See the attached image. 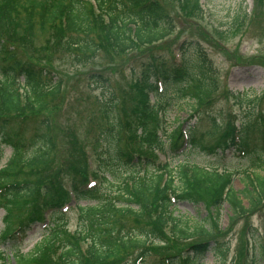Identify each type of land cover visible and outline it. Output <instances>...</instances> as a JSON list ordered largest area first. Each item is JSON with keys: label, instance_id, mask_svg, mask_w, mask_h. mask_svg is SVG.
<instances>
[{"label": "trees", "instance_id": "16d2710c", "mask_svg": "<svg viewBox=\"0 0 264 264\" xmlns=\"http://www.w3.org/2000/svg\"><path fill=\"white\" fill-rule=\"evenodd\" d=\"M198 1L195 0L197 6ZM183 2L185 6L192 4L191 0ZM173 22L171 13L158 0H0V162L4 148H12L9 161L0 168V196L6 209L0 244L10 247L14 256L9 260L0 250V259H5L4 264H43L54 251L59 252L61 264H80L79 258L73 259L77 255L74 239L86 237L88 223L94 229V242L90 250L94 263L90 261L89 264H124L126 257L134 252L140 264L148 252L160 249L168 254L161 252L157 255L158 263L174 264L177 255L170 253L169 235L171 239L184 243L191 240L187 246L190 250L182 254L183 264H199L208 251L222 250V243L215 241L214 236L221 232L218 211L223 202L227 201L232 209L230 221L264 204V143L249 142V131L244 132V128L250 127V122L243 124V129L234 126L229 136L227 133L223 137L219 134L217 141L209 147L199 143L195 129H189L190 138L186 140L183 125L166 133L170 138L168 150L172 154H176L189 141L193 147L211 152H219L220 149L225 152L232 146L243 156L248 155L251 167L245 171L246 184L241 191L231 187L233 172L219 171L216 167L181 165L178 174L182 184L179 187L174 184L170 169L169 179L163 185L161 183L168 164L158 165L156 174L150 173L142 178L132 176L140 167L148 169L155 165L158 156L154 150L166 151L158 131L164 128L159 117L171 105L169 92L176 90L180 96L193 101L194 112H198L210 95L216 92L217 81L213 77L212 65L198 48L194 49L193 57H181L179 64L170 65L161 54H149L147 60H141V70L145 69L137 76L144 96L141 99L143 109L136 115L137 130L151 142V148L155 145L151 154L133 152L120 146L125 122L118 115L117 100L110 95L101 106L104 119L110 123L102 127L100 133L107 147L105 158L98 154L101 160L97 163L99 170L90 172L91 162L88 160L87 163L80 162L82 169L69 171L65 178L61 176L63 173L46 177L44 172H48V165L56 153V140L49 122L44 120L42 126L33 131L27 124L15 119L14 115L17 114L46 109L48 101L62 90V80L47 67L21 59L14 47L4 44V38L16 40L26 34L35 40L41 32H66L68 36L64 45L67 51L73 53L75 61L83 62L94 58L104 43H110L123 53L135 50L138 45L156 47L158 42L174 31ZM9 27L13 28V34ZM89 78L92 83L102 87H109L111 81L107 73L100 71L91 72ZM149 95L156 96L158 103L151 105ZM130 124L132 126L133 122ZM214 124L218 131L219 124ZM134 129L131 127L129 131ZM105 164L106 171L112 176L110 180L103 175ZM121 169L133 173L129 178L133 180L131 188L128 181L121 185L123 179L118 174ZM91 176L96 179L101 176L104 182L115 187L117 184V189L113 191L129 196L126 199L128 204L117 206L108 198L105 203L100 202L102 206H90L83 211L79 234L74 236L65 229L62 208L72 197L79 200L97 197L98 188L88 186ZM171 195L177 199L208 202L211 207L209 220H214L212 229L204 225L193 229L188 221L183 222L175 217L169 209L173 205ZM245 198L248 199V206L244 204ZM134 203L137 208H133ZM129 216H132L130 219L134 226L126 234H120L121 219H128ZM147 216L149 220H146ZM14 217L18 218V224L12 226ZM50 217L54 218L55 224L47 229L50 230L49 234L35 246L34 251L22 253L18 234L26 233L33 222H44ZM169 223H172V227L168 235L165 231ZM251 230L255 238L256 230ZM151 237L154 240H149ZM195 237L197 239L192 241ZM262 241L261 237L247 264H264ZM58 242L62 243L60 250L56 249Z\"/></svg>", "mask_w": 264, "mask_h": 264}, {"label": "rangeland", "instance_id": "374dc122", "mask_svg": "<svg viewBox=\"0 0 264 264\" xmlns=\"http://www.w3.org/2000/svg\"><path fill=\"white\" fill-rule=\"evenodd\" d=\"M158 1L171 13L174 31L166 39L158 42L156 47L138 45L135 50L123 53L113 48L110 43H104L94 58L78 62L73 59V53L67 51L64 45L68 36L66 32L59 34L41 32L35 40L30 39L26 34L16 40L9 37L3 39L6 46L15 48L21 59L34 65L47 67L62 80V90L48 101L46 109L36 113L26 112L14 115L16 120L27 124L33 131L41 127L44 120L49 122L50 131L56 140V153L48 165V172H44L46 177L59 176L63 173L64 175L61 176L65 178L69 171L82 169L80 162L87 163L88 155L95 159L101 153L105 158L107 142L100 133L102 127L107 126L110 121L104 119L101 106L105 98H109L110 95H114L117 100L118 115L120 120L125 122L120 146L133 152L153 153L155 145L151 148V142L149 143L142 136L141 131L137 130L136 115L143 109L141 99L144 96V93L140 91L137 76L145 69L141 70L143 67L141 60H147L146 57L149 54H161L171 63L170 65L179 64L181 57L185 59L193 57L194 49L198 48L203 51L212 65L213 77L217 81L216 92L210 95L207 103L198 112H194L193 101L180 96L176 90L170 91L171 105L159 117L161 125L165 128H159L158 131L166 151L154 150L158 156L155 165L148 169L140 167L134 175L131 170L118 171L119 177L123 179L121 185L128 181V186L131 188L133 181L129 179L131 175L142 178L156 174L158 165L168 164V168L164 170L162 185L170 177L169 169L173 171L174 184L179 187L182 184L178 174L180 166L198 165L233 172L231 187L237 191L244 189L245 171L251 167L248 155L243 156L237 148L232 146L225 152L220 149V153L192 147V145H187L174 155L168 150L170 138L166 133L183 124L186 130L195 129V136L199 139V143L203 147H209L217 141L219 134L223 137L227 133L226 135L229 136L234 126L243 129V124L250 122V127L244 128V132L249 131V142L259 145L264 143V0H199V6L195 4V0H191L192 4L187 6L183 0ZM8 30L13 34L12 27ZM94 71L109 75L111 80L109 87H102L91 82L89 74ZM151 99L157 101L154 97ZM130 122H133L132 126ZM214 123L219 124L218 131ZM131 127L135 129L130 132ZM11 154V147H5L1 166L6 164ZM106 169L105 164L103 175L110 180L112 176ZM102 179L97 178L98 189H101L99 197L111 198L113 204L117 206H127L126 199L129 196L118 195L113 191L117 189V184L116 187L107 182L103 184ZM171 196L173 205L169 209L173 211L175 217L183 222L188 221L193 229H198L200 225L211 226L212 229L214 220H209L211 207L208 202L202 200L193 202ZM114 199L117 200L116 203ZM3 200L0 196V237L6 214L2 207ZM95 202L97 201H83V204ZM244 204L249 205L248 199H244ZM74 205L75 203L65 205L64 219L67 222V231H73L77 222V210ZM88 208L87 205L84 210ZM133 208H137L135 203ZM218 214L221 232H217L214 239L222 243V250L208 251L200 260V264H221L223 261L225 264H247L250 255L255 253L261 237L264 246V204L255 211L239 214L234 221H230L232 209L226 201L223 202ZM130 218L132 216L121 219L124 234L131 231L134 226ZM146 220H149L148 216ZM12 222V226L17 225L18 218L14 217ZM171 227L172 223H169L165 231L168 235ZM46 228L47 224L41 223L33 227L24 239H20L24 253L34 251L35 246L46 234ZM187 228L189 227L185 229ZM251 229L256 230L255 238ZM93 232L94 229L88 223L86 237L78 236L74 239L77 246V255L74 259L79 258L80 264H89L90 261L94 263L90 255L94 242ZM151 239L154 240V237L149 238ZM196 239L195 237L192 241ZM168 240L171 244L170 253L177 255V261L175 260L174 264H183L182 254L190 250L187 246L191 240L184 243L171 239L170 235ZM61 248L62 243L58 242L56 249ZM9 249L0 246V250L7 251L6 255L10 260L12 256ZM167 251H169L168 248ZM161 252L166 253L163 249L148 252L149 254L141 260L140 264H159L157 255ZM135 253L127 256L124 264L137 263L139 257ZM47 259L43 264H61L58 251H54ZM4 263L5 259H0V264Z\"/></svg>", "mask_w": 264, "mask_h": 264}]
</instances>
